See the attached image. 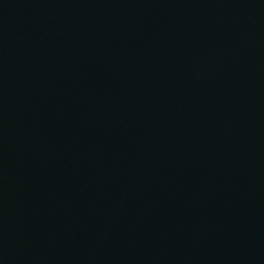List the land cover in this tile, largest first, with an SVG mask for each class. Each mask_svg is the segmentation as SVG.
<instances>
[{
  "label": "water",
  "instance_id": "95a60500",
  "mask_svg": "<svg viewBox=\"0 0 264 264\" xmlns=\"http://www.w3.org/2000/svg\"><path fill=\"white\" fill-rule=\"evenodd\" d=\"M0 264H264V0H0Z\"/></svg>",
  "mask_w": 264,
  "mask_h": 264
}]
</instances>
